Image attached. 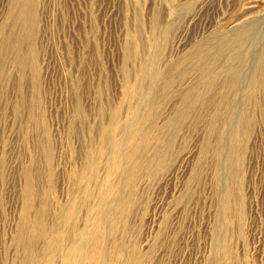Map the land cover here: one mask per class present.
I'll use <instances>...</instances> for the list:
<instances>
[{"label": "rangeland", "instance_id": "1", "mask_svg": "<svg viewBox=\"0 0 264 264\" xmlns=\"http://www.w3.org/2000/svg\"><path fill=\"white\" fill-rule=\"evenodd\" d=\"M0 264H264V0H0Z\"/></svg>", "mask_w": 264, "mask_h": 264}, {"label": "bare ground", "instance_id": "2", "mask_svg": "<svg viewBox=\"0 0 264 264\" xmlns=\"http://www.w3.org/2000/svg\"><path fill=\"white\" fill-rule=\"evenodd\" d=\"M27 2H28V1H27ZM31 8H32V7H31ZM26 14H27V13H26ZM31 15H32V14H31ZM29 18H30V16H29ZM24 19H25V18H24ZM27 19H28V18H27ZM30 21H31V20H30ZM243 23H245V22H243ZM241 25H242V24H241ZM241 25H240V26H241ZM246 25H247V24H246ZM11 26H12V25H11ZM14 26H15V25H14ZM242 26H243V25H242ZM236 27H237V26H236ZM237 28H238V27H237ZM237 28L235 29L236 31H237ZM239 29H241V28H239ZM243 31H244V30H243ZM246 31H248V30H246ZM244 32H245V31H244ZM247 34H248V35H245V37H246V36H249V32H248ZM12 36H13V35H12ZM15 36H16V35H15ZM134 36H135V35H134ZM250 36H251V35H250ZM245 37H244V38H245ZM134 38L137 39V36H135ZM246 38H247V37H246ZM132 40H133V39H132ZM225 40H226V39H225ZM240 40H241V39H240ZM244 40H245V39H244ZM230 41H231V40H230ZM234 41H235V40H234ZM236 41H237V40H236ZM242 41H243V40H242ZM242 41H241V42H242ZM133 42H134V40H133ZM135 42H137V41H135ZM231 43H233V42H231ZM8 44H9V43H8ZM237 44H238V43H237ZM240 44H241V43H240ZM235 45H236V44H235ZM231 46H232V45H231ZM233 46H234V44H233ZM229 47H230V46H229ZM232 48H233V47H232ZM225 49H226V48H225ZM225 51H226V50H225ZM225 51H224V52H225ZM226 52H228V51H226ZM234 56H235V55H234ZM18 57H19V56H18ZM20 59H21V58H20ZM233 60H234V59H233ZM237 61H238V60H237ZM23 62H24V61H23ZM23 62H22V64H23ZM229 65H230V64H229ZM232 66H233V65H232ZM234 66H235V65H234ZM226 68H227V66H226ZM226 70H227V69H226ZM148 72H149V71H148ZM154 77H155V76H154ZM241 77H242V76H241ZM260 79H261V78H260ZM239 80H240V78H239ZM207 81H208V80H207ZM207 81H206V82H207ZM208 82H209V81H208ZM241 82H242V81H241ZM206 84H207V83H206ZM214 85H215V83H214ZM230 85H231V84H230ZM211 86H213V85H211ZM236 87H237V86H236ZM209 88H210V87H209ZM229 88H230V87H229ZM232 88H233V87H232ZM238 88H239V87H238ZM239 90H240V89H239ZM228 92H230V91H228ZM228 92H227V93H228ZM231 92H232V91H231ZM188 101H189V100H188ZM174 122H175V120L173 121V123H174ZM228 204H229V203H228ZM223 210H224V209H223ZM105 233H106V232H105Z\"/></svg>", "mask_w": 264, "mask_h": 264}]
</instances>
